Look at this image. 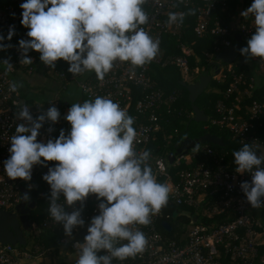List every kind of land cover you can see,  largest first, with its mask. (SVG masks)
Segmentation results:
<instances>
[{
    "label": "clouds",
    "instance_id": "obj_1",
    "mask_svg": "<svg viewBox=\"0 0 264 264\" xmlns=\"http://www.w3.org/2000/svg\"><path fill=\"white\" fill-rule=\"evenodd\" d=\"M144 3L145 0H25L20 5L21 24L29 29L30 39L19 41L20 63L31 65L33 60L27 54L33 50L46 66L55 67V62L63 60L70 65L71 74L92 71L101 80L115 61L144 66L159 52V40L141 27L149 21ZM195 12H169L167 23L181 25L186 15ZM241 15H251L255 27L247 46L240 49L241 55L264 60V0H253ZM14 34V27H10L8 39ZM2 64L8 71L13 70L7 60ZM22 87L12 81L9 91L15 93ZM59 116L53 106L33 119L29 108L20 106L16 117L26 123L18 124L10 137V157L4 162L6 176L30 181L34 165L55 162L42 178L51 189L49 215L63 225L68 236L84 221L80 210L65 211L64 204L59 203L61 195L68 206L83 202L90 194L102 201L84 242L75 244L76 264H112L113 259L123 261L143 252L148 240L131 226L150 224V217L168 203L171 189L153 174L148 163L150 151L137 152L134 118L112 99L97 96L71 104L65 117L71 125L70 134L66 136L61 130L54 141L37 142L44 122L55 123ZM232 155L235 171L252 177L250 183L240 185L247 203L253 208L264 206V155L258 156L248 143ZM22 198L30 199L27 193ZM121 241L126 243L118 244ZM102 251L105 254L99 255Z\"/></svg>",
    "mask_w": 264,
    "mask_h": 264
},
{
    "label": "built area",
    "instance_id": "obj_2",
    "mask_svg": "<svg viewBox=\"0 0 264 264\" xmlns=\"http://www.w3.org/2000/svg\"><path fill=\"white\" fill-rule=\"evenodd\" d=\"M228 0H145V11L149 16L147 24L142 25L146 32L153 38L159 40V52L155 58L144 66H133L130 62L115 61L110 72L104 78L90 77L85 72L73 75L68 71L69 64L63 60L55 62V67L46 66L40 60V54L29 50L28 56L33 60L31 65L20 63L22 50L19 48V41L10 45L8 49L3 48L8 43L10 27L15 29L22 18L20 5L25 0H13L10 4L0 7V210L9 214L21 216L19 207L22 203L23 194L21 187H24L31 196V192L39 188L42 173L46 166L34 165L31 173V180H11L4 172V162L9 159L11 147L10 137L15 133V128L20 123H26L16 117L20 106L26 105L29 108L33 119L46 113L50 107H56L60 113L57 122L45 121L40 129L37 142L47 143L59 137L61 130L67 136L70 134L68 122L65 117L69 106L63 105L57 99L47 103H28L19 91H9V85L14 79H21V75H34L38 72L51 76L55 80L77 82L83 95L84 101L94 100L97 96L108 97L118 103L137 123L133 126L137 131L135 148L137 152L148 150V146L154 142L155 134L160 130L163 116H168L172 110L171 106L176 102L178 95L172 93L165 97L162 90L158 88L149 76L151 65L166 67L175 66L182 75L189 72L188 59L186 56L190 51L180 45L182 55L163 56V40L169 37H176L177 43L181 39V25H169L167 23L168 13H184L178 7L195 9L194 34L198 38L205 35H212L220 40L223 48L232 46L234 36L239 34L241 39L249 38L255 33L254 18L249 15V20L237 24L236 27L222 26L220 22H212V15L218 6L226 8ZM29 29L27 30V32ZM27 32L23 40H29ZM13 38V36H12ZM222 51V50H220ZM219 51V52H220ZM12 64L13 70L8 71L4 61ZM259 63L260 72L264 73V60L255 59ZM198 73V71H196ZM228 73L232 79L226 91L224 100L216 104L217 117L210 120L213 126L227 129L233 139L240 144L248 143L253 147H262L256 136V123L264 122V99L263 102L251 101L243 112L238 104H227L231 95L239 93L240 87L245 85V76L237 74L228 66ZM81 79V80H80ZM254 81L250 79L249 90L245 91L247 97L254 94ZM264 86V84H262ZM258 84L257 87H260ZM132 112V113H131ZM163 114V115H162ZM134 123V124H135ZM260 127L262 124L259 125ZM51 129V131H49ZM204 153L212 162L206 164L198 162L189 169L178 172L174 177L170 173V166H179L198 157L197 149L190 150L185 155H176L173 164L168 163L167 158L154 156L148 161L156 176L157 181L167 184L170 189L169 201L176 207L184 208L177 216H185L189 219L185 227L184 235H176L173 238L163 237L157 227L158 220L162 217L159 211L150 217L148 225H134L133 229L142 231L148 244L145 250L134 257L123 261L113 259L112 264H264V253L259 256L260 237L256 228H260L254 210L247 203L240 187L241 183L251 182V174H238L234 170H228L222 163L223 157H219L209 148H202ZM55 164V162H52ZM50 164V162H47ZM40 182V183H39ZM43 189L37 193V197H49L50 186L45 183ZM29 200H32L31 197ZM33 201V200H32ZM95 195L90 194L83 202H76L68 206L61 195L59 203L64 204L65 211L71 213L74 210L81 211V218L84 225L91 222L92 218L99 215V203ZM83 225V226H84ZM81 226L75 227L71 236L65 234L63 225L54 222L47 212L40 222H32L26 231L30 236L41 231L59 232L63 236L61 243L71 245L74 251L77 242L75 236ZM119 243H126L121 241ZM10 244L0 245V264H24L39 260L48 250H42L34 245L26 248ZM102 251L99 255H104ZM259 260V261H258ZM76 264V261L75 263Z\"/></svg>",
    "mask_w": 264,
    "mask_h": 264
},
{
    "label": "trees",
    "instance_id": "obj_3",
    "mask_svg": "<svg viewBox=\"0 0 264 264\" xmlns=\"http://www.w3.org/2000/svg\"><path fill=\"white\" fill-rule=\"evenodd\" d=\"M13 0H0V7L3 5L10 4ZM242 3V4H241ZM253 3V0H228L226 8L217 7L215 12L212 15V22L210 27L213 26L214 22H220L222 26H231V21L233 17L236 15V11L238 6L242 5L245 8L250 7ZM144 11H147V7L145 4L142 6ZM179 10H182L184 13H187L192 8H182L178 7ZM250 18V17H249ZM22 20V18H21ZM21 20L18 23L15 34L13 38L5 43L3 48L8 49L10 45H13L23 39L27 32V28H25L21 24ZM247 21L246 19L240 18L237 24H241L242 22ZM195 26V15H186L185 19L182 23V32L180 42L177 43L176 37H169L168 39L163 40V56H178L182 55V51L180 50V45L184 46L190 51V54L187 57L189 72L188 77L189 80H185L184 82L191 84L197 82L198 78L201 75H204L206 72L211 75L214 73L216 78H212L207 89L198 97L195 104L199 107L200 110L204 112V115L208 117L206 122L197 123L193 121V111L191 104L188 100V92L184 87L181 86L180 82L183 81V77L181 76V72L175 66H156L151 65L149 76L153 83L160 88L165 97L168 95L175 93L178 95L176 102L171 106L172 112L168 116H163L164 119L160 122L161 128L155 134V140L148 146V151L152 152L154 156H160L168 159V155L172 154L174 156L178 155L177 150L179 147H176L178 143H181L185 138H189L195 141H198L199 138L207 133L215 135L222 139L224 146L218 147L215 145H199L197 148L198 157L192 160H188L187 162H182L179 166H170V173L174 177L178 172L184 169L192 168L198 162H203L206 164H212L210 159L202 153V148L209 147L211 148L215 154L219 157H223L222 163L224 166L228 167V170L232 171L236 167L234 164L233 152L239 150L243 145L240 144L237 140L233 139L231 133L227 129H221L217 126H213L210 123V120L217 117L216 113V104L219 100H224L226 91L231 82L230 75L228 73V66L220 67L218 64H215L213 61L215 56L219 53L220 50L223 49L220 40L217 37L212 35H205L202 38H198L194 32L193 28ZM232 27V26H231ZM253 35V34H252ZM251 37V35H250ZM249 38L241 39L239 47V55H241L240 49L247 46V40ZM180 44V45H179ZM233 45L236 44L232 42ZM238 55V56H239ZM246 58V57H245ZM251 60L252 58H247ZM258 59L259 58H255ZM238 62H234L231 67L237 74H243L245 76V85L241 86L240 89L242 91L249 90L248 84L250 83V79H253L254 85V94L251 97H247L244 93H242L243 106L241 109L246 111L247 106L253 100H257L259 102H263L264 99V86L261 84L260 87H257V83L251 72L248 71V68L245 65H238ZM256 67L259 69V63L256 62ZM198 71V73L196 72ZM260 72V70H259ZM261 75L264 77L263 72ZM90 77L96 76L95 72L89 74ZM185 76V75H183ZM97 77V76H96ZM194 80V81H191ZM214 87L209 92V88L211 86ZM237 95V93H235ZM235 94L231 95L227 101V104H232ZM30 103V102H28ZM132 113V112H131ZM163 115V114H162ZM140 120L137 121L133 126H136ZM192 123H196L200 126V131H194L193 134L190 132V125ZM262 124L260 127L259 125ZM256 136L261 142L262 147H264V122L256 123ZM253 150L257 152V155H260V149L258 147H253ZM261 147V148H262ZM190 154V151H189ZM50 168L55 167V164L50 162ZM39 165V164H38ZM264 167V165H262ZM42 190V188H37L31 192V198L35 204L33 210L29 214V219L32 222H39L40 219L48 212V205L50 198L45 197L44 199H39L37 193ZM41 208V216L40 219L37 220L38 211ZM184 208L176 207L168 200V203L160 210L162 213V217L158 220L157 227L160 234L165 238H173L177 234L184 235L185 227L189 222V219L185 216H177L176 218L172 217L174 211H177L179 214L182 212ZM254 215L257 221L260 222L261 227L256 228V231L261 234L260 244L258 247L259 256H262L264 253V206L261 208H255ZM166 222L171 226V232H166L162 228V223ZM49 235H54V238L50 244L47 243L45 237ZM40 241L41 246L44 250L50 249L56 241L61 242L62 234L59 232L52 233L50 231H41L34 235ZM26 239V237H25ZM42 240L44 242H42ZM27 241V240H26ZM52 244V245H51ZM39 246V245H37ZM51 246V247H50ZM20 246L19 248H22ZM40 247V246H39ZM42 249V248H41ZM42 249V250H43ZM259 261V260H258ZM74 262H66L62 264H74ZM58 264V263H57ZM61 264V263H60Z\"/></svg>",
    "mask_w": 264,
    "mask_h": 264
},
{
    "label": "water",
    "instance_id": "obj_4",
    "mask_svg": "<svg viewBox=\"0 0 264 264\" xmlns=\"http://www.w3.org/2000/svg\"><path fill=\"white\" fill-rule=\"evenodd\" d=\"M236 41L235 45L225 47L220 51L214 59V63L218 64L220 67L223 66H230L232 65L237 56L239 55V47L238 44L241 42V37L239 34L234 36ZM212 80L211 75L207 72L200 76L195 83L188 84L184 81H181L180 84L182 87L186 89L188 92V100L191 104L192 111H193V121L197 123L206 122L208 117L204 115V112L199 109V107L195 104L198 97L207 89L208 85ZM196 145H215L218 147H223V141L221 138L207 133L199 138L198 141L185 138L181 143H178L176 147H179L177 150L178 155H185L190 150H195L197 148ZM175 156L170 154L168 155V163L171 165L173 164ZM50 168V164L44 169L42 177L48 172ZM21 193L24 195L25 193H29L24 187H21ZM35 204L33 201L28 200L25 201L22 198V203L19 207V211L21 213L20 217L16 215L9 214L3 210H0V245H13V246H25L26 239L24 232H26L30 227V219L29 214L33 210ZM173 218L177 217V211H174L172 214ZM90 223L85 224L81 227L79 232L74 238L75 242L83 243L84 237L87 235V228L90 226ZM162 228L166 232H171V226L163 222Z\"/></svg>",
    "mask_w": 264,
    "mask_h": 264
},
{
    "label": "rangeland",
    "instance_id": "obj_5",
    "mask_svg": "<svg viewBox=\"0 0 264 264\" xmlns=\"http://www.w3.org/2000/svg\"><path fill=\"white\" fill-rule=\"evenodd\" d=\"M241 59L245 60V57L242 55H239L237 56V59L235 60V62H239ZM0 66L3 67V65L1 64ZM181 76L183 77V81L189 80L188 75L183 76L181 74ZM211 77H213L214 79L217 77V75L215 76L214 73H211ZM14 81L21 83L23 85L22 88L18 89V91L20 90L21 94L24 97H29L32 103L43 104V103L48 102L51 98H54L56 95H58L59 97H55V99H57L61 103H62V100H65V101L67 100L70 102V104L80 103V100H81V91L76 83H72L69 85L67 84L65 85V83H63L66 86L63 89V87L61 86L62 84L61 81H58V80L55 81V78H51V76H46L42 72H38L30 76L23 74L21 75V79H14ZM191 81H194V80H191ZM57 83H59V86L57 85ZM213 87H214V84L213 86H211V88H209V92L210 90L213 89ZM200 130H201L200 126L197 125L196 123H192L190 125L191 134H193L194 131H200ZM259 149L260 151H264V147L262 148L260 147ZM261 155H264V154H261ZM37 211L39 213L37 220H39L42 214L41 208H39V210ZM24 235L27 240L26 245H25L26 248L32 247L34 245H39L40 248L43 249L37 237H35L34 235L30 236L28 232H24ZM54 238H56L54 235H49L45 237V240L47 241L48 244H50L51 242L49 241H52ZM42 242L44 241L42 240ZM77 259H78V253L74 251L71 245L65 246L63 245V243L56 241L54 245L50 249H48V251H46V254H44L42 258H40L39 260H33L31 262H24V264H57V263L62 264L66 262H74Z\"/></svg>",
    "mask_w": 264,
    "mask_h": 264
},
{
    "label": "crops",
    "instance_id": "obj_6",
    "mask_svg": "<svg viewBox=\"0 0 264 264\" xmlns=\"http://www.w3.org/2000/svg\"><path fill=\"white\" fill-rule=\"evenodd\" d=\"M241 1V0H240ZM242 4V3H241ZM247 8H245L244 6H242V5H240V6H238V8H237V13H236V15L233 17V19H232V21H231V26L232 27H236L237 26V23L239 22V20H240V18H242V19H246V20H249V16L248 17H243L242 15H241V13L243 12V11H245ZM236 42V41H235ZM237 64V66L238 65H245L247 68H248V71L249 72H251L250 74H252L253 75V77L255 78V79H257V80H255V82L257 83V84H264V77L261 75V72H259V69L256 67V61H255V58H252L251 60H248L247 58H245V60H243V59H241L238 63H236ZM91 73H93L92 71H85V74L86 75H89V74H91ZM263 75H264V73H263ZM202 76V75H201ZM213 78V77H212ZM58 80V79H57ZM57 80H55V81H57ZM81 80V79H80ZM58 81H61V80H58ZM62 82V84H61V86L63 87V89L66 87L65 85L67 84V85H69V84H72V83H76L77 84V82H67L65 85L63 84V83H65L64 81H61ZM57 85L59 86V83H57ZM78 85V84H77ZM79 87V86H78ZM19 93L21 94V91L19 90ZM242 93H244L245 94V91H242L241 89H240V91H239V93L236 95L235 94V97H234V100L232 101L233 103L232 104H238L240 107H242L243 106V100H242ZM22 95V94H21ZM56 95V94H55ZM22 97L24 98V99H26V101L27 102H29L30 101V99H29V97H24L23 95H22ZM55 97H59L58 95H56ZM55 97L54 98H51L50 100H52V99H55ZM49 100V101H50ZM48 101V102H49ZM84 102V98H83V95H82V93H81V100H80V103H83ZM30 103H32V101H30ZM47 103V102H46ZM62 103H63V105H68L69 107H70V102L69 101H65V100H62ZM68 127H69V132L71 131V125L68 123ZM261 154H264V151H260V155ZM44 172V171H43ZM43 174V173H42ZM40 183V182H39ZM45 183H47L46 181H44L43 180V178L41 179V186L39 187V188H44L43 187V185L45 184ZM31 197V196H30ZM45 197H42V198H40L41 200L42 199H44ZM32 199V198H31ZM32 201V200H31ZM49 206V205H48ZM261 208V207H260ZM45 215V214H44ZM50 263V262H49Z\"/></svg>",
    "mask_w": 264,
    "mask_h": 264
}]
</instances>
